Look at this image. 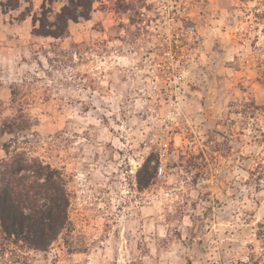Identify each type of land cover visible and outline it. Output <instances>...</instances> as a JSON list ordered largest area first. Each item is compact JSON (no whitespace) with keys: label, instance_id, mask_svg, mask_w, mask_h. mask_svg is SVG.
Here are the masks:
<instances>
[{"label":"rangeland","instance_id":"374dc122","mask_svg":"<svg viewBox=\"0 0 264 264\" xmlns=\"http://www.w3.org/2000/svg\"><path fill=\"white\" fill-rule=\"evenodd\" d=\"M21 1L0 127L28 121L69 223L47 252L0 239V264H264V0H96L60 38L34 16L68 0Z\"/></svg>","mask_w":264,"mask_h":264},{"label":"trees","instance_id":"16d2710c","mask_svg":"<svg viewBox=\"0 0 264 264\" xmlns=\"http://www.w3.org/2000/svg\"><path fill=\"white\" fill-rule=\"evenodd\" d=\"M95 1L68 0L53 19L43 4L41 13L34 16V34L63 37L70 22L89 18ZM21 3L0 0V7L6 13ZM27 129L26 119L19 124L8 120L0 127V136H11L2 143L6 155L0 159V239L22 253L47 252L69 223L70 193L60 170L33 155ZM158 165L156 161L153 174ZM138 180L142 186L140 171Z\"/></svg>","mask_w":264,"mask_h":264},{"label":"built area","instance_id":"2783aa9c","mask_svg":"<svg viewBox=\"0 0 264 264\" xmlns=\"http://www.w3.org/2000/svg\"><path fill=\"white\" fill-rule=\"evenodd\" d=\"M166 154H167V144H164L163 149H161L160 153H159L160 159H163V157H165ZM159 171H160V173H162V167L159 168Z\"/></svg>","mask_w":264,"mask_h":264}]
</instances>
